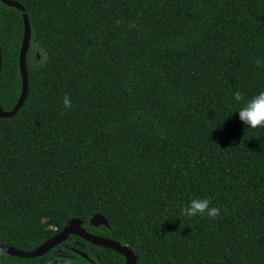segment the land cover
Masks as SVG:
<instances>
[{"label":"trees","instance_id":"obj_1","mask_svg":"<svg viewBox=\"0 0 264 264\" xmlns=\"http://www.w3.org/2000/svg\"><path fill=\"white\" fill-rule=\"evenodd\" d=\"M13 1L23 12L0 2V107L21 91L23 13L28 85L0 118V244L30 251L78 219L135 264H264V128L238 112L264 91V0ZM195 198L220 215H182ZM61 258L124 264L74 235L0 264Z\"/></svg>","mask_w":264,"mask_h":264},{"label":"water","instance_id":"obj_2","mask_svg":"<svg viewBox=\"0 0 264 264\" xmlns=\"http://www.w3.org/2000/svg\"><path fill=\"white\" fill-rule=\"evenodd\" d=\"M0 2L6 6L13 7L21 12L23 8L13 0H0ZM23 21V36L19 50L18 65L19 72L21 76V91L18 100L14 107L10 111H5L0 107V118H11L16 114L19 108L22 106L26 94H27V70H26V54L30 42V25L28 18L25 13L22 14ZM1 62V55H0ZM81 221L78 219L71 220L68 225H66L61 231L55 233L49 239L38 245L36 248L30 251H23L13 248L12 246L0 244V253L7 254L12 257L22 258V259H32L45 255L54 246L62 243L67 239L69 235H74L80 239L90 243L94 246H100L110 249L114 252L119 253L124 257V264H135L137 261V256L131 251L127 246L120 245L119 243L105 237L92 235L84 228L80 226ZM89 225L93 227L107 226V221L104 217L99 214H94L90 220Z\"/></svg>","mask_w":264,"mask_h":264},{"label":"clouds","instance_id":"obj_3","mask_svg":"<svg viewBox=\"0 0 264 264\" xmlns=\"http://www.w3.org/2000/svg\"><path fill=\"white\" fill-rule=\"evenodd\" d=\"M119 23V22H117ZM130 27H135L131 25ZM39 51V49H37ZM259 66L260 62L256 61ZM236 101H242L243 95L240 92L234 93ZM63 105L66 109L71 108V100L68 96L64 97ZM239 119L243 124L251 129L264 128V91L249 99L242 108L238 110ZM221 209L218 207L210 206L208 199L195 198L192 199L189 205L181 209L182 215L192 218L197 215L207 216L210 219H216L220 215Z\"/></svg>","mask_w":264,"mask_h":264},{"label":"rangeland","instance_id":"obj_4","mask_svg":"<svg viewBox=\"0 0 264 264\" xmlns=\"http://www.w3.org/2000/svg\"><path fill=\"white\" fill-rule=\"evenodd\" d=\"M53 264H70V262L65 260L64 258H61L60 260L54 262Z\"/></svg>","mask_w":264,"mask_h":264}]
</instances>
